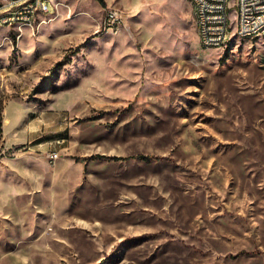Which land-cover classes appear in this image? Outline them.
I'll use <instances>...</instances> for the list:
<instances>
[{"label":"rangeland","instance_id":"374dc122","mask_svg":"<svg viewBox=\"0 0 264 264\" xmlns=\"http://www.w3.org/2000/svg\"><path fill=\"white\" fill-rule=\"evenodd\" d=\"M51 1L0 21V264H264V36L206 49L188 0ZM50 149L86 164L70 222L29 202Z\"/></svg>","mask_w":264,"mask_h":264},{"label":"built area","instance_id":"2783aa9c","mask_svg":"<svg viewBox=\"0 0 264 264\" xmlns=\"http://www.w3.org/2000/svg\"><path fill=\"white\" fill-rule=\"evenodd\" d=\"M196 21L201 45L206 49H224L225 40L234 34H250L251 39L264 36V0H188ZM51 0H0V21L15 25V20L25 16L47 14ZM222 8H230V15H222ZM123 17L118 9L107 11L105 24L119 28ZM26 27H18L20 29ZM58 141H67L56 139ZM61 150L50 149L47 157L55 165Z\"/></svg>","mask_w":264,"mask_h":264},{"label":"crops","instance_id":"0c3cea01","mask_svg":"<svg viewBox=\"0 0 264 264\" xmlns=\"http://www.w3.org/2000/svg\"><path fill=\"white\" fill-rule=\"evenodd\" d=\"M60 150L62 152L63 149ZM140 155L136 157L141 158ZM133 157L130 155L125 158ZM36 162L35 159H30L29 165L35 168L36 165L42 164L40 162L36 164ZM53 169L54 171L44 175L37 174L28 177L29 202L36 210L56 214L58 222H63L65 215H68L70 222L71 214H73L74 192L79 189L84 180L86 164L83 161H77L71 155H63L57 160Z\"/></svg>","mask_w":264,"mask_h":264},{"label":"bare ground","instance_id":"6f19581e","mask_svg":"<svg viewBox=\"0 0 264 264\" xmlns=\"http://www.w3.org/2000/svg\"><path fill=\"white\" fill-rule=\"evenodd\" d=\"M52 12H53L52 8L50 9V6L47 7V13H52ZM222 15H229L228 8H222ZM2 22L6 24L8 23V21H2ZM34 23H35L34 16H25L23 18L15 20V24L19 25V27H23V25L33 27ZM235 36L241 39L251 38L250 34H236ZM232 38H233V35L225 40L224 47L229 45Z\"/></svg>","mask_w":264,"mask_h":264},{"label":"trees","instance_id":"16d2710c","mask_svg":"<svg viewBox=\"0 0 264 264\" xmlns=\"http://www.w3.org/2000/svg\"><path fill=\"white\" fill-rule=\"evenodd\" d=\"M102 4H104V0H99ZM139 157L144 158V159H148L149 157L147 155H140Z\"/></svg>","mask_w":264,"mask_h":264}]
</instances>
